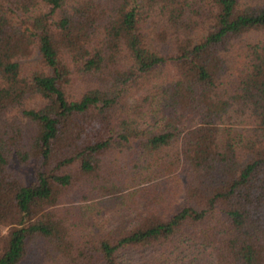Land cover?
<instances>
[{"label": "trees", "instance_id": "16d2710c", "mask_svg": "<svg viewBox=\"0 0 264 264\" xmlns=\"http://www.w3.org/2000/svg\"><path fill=\"white\" fill-rule=\"evenodd\" d=\"M0 264H264V0H0Z\"/></svg>", "mask_w": 264, "mask_h": 264}]
</instances>
